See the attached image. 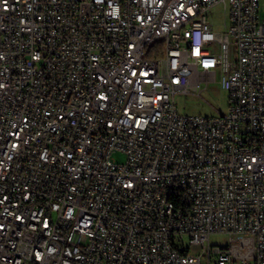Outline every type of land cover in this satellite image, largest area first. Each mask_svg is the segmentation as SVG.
<instances>
[{
	"label": "built area",
	"instance_id": "obj_1",
	"mask_svg": "<svg viewBox=\"0 0 264 264\" xmlns=\"http://www.w3.org/2000/svg\"><path fill=\"white\" fill-rule=\"evenodd\" d=\"M212 233L264 264V0H0V264H237Z\"/></svg>",
	"mask_w": 264,
	"mask_h": 264
},
{
	"label": "rangeland",
	"instance_id": "obj_2",
	"mask_svg": "<svg viewBox=\"0 0 264 264\" xmlns=\"http://www.w3.org/2000/svg\"><path fill=\"white\" fill-rule=\"evenodd\" d=\"M212 20L215 29L221 30L225 21L223 3L213 7ZM177 109L180 113L190 115H216L229 109V92L218 80L210 81L207 88L200 94L191 92L187 95L177 94L175 97ZM117 162H125L126 155L116 152L113 156ZM211 245L226 246L232 244L233 256L237 257V264H253L256 236L244 233H212L209 238Z\"/></svg>",
	"mask_w": 264,
	"mask_h": 264
},
{
	"label": "bare ground",
	"instance_id": "obj_3",
	"mask_svg": "<svg viewBox=\"0 0 264 264\" xmlns=\"http://www.w3.org/2000/svg\"><path fill=\"white\" fill-rule=\"evenodd\" d=\"M164 203H167V205H174V190H166V192H164Z\"/></svg>",
	"mask_w": 264,
	"mask_h": 264
}]
</instances>
